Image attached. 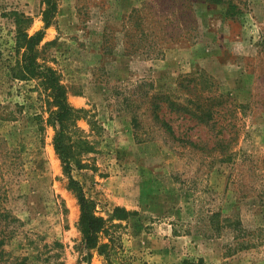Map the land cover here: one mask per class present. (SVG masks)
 <instances>
[{"label":"rangeland","instance_id":"1","mask_svg":"<svg viewBox=\"0 0 264 264\" xmlns=\"http://www.w3.org/2000/svg\"><path fill=\"white\" fill-rule=\"evenodd\" d=\"M56 3L0 0V264H106L54 99L13 68L21 13L81 109L71 174L113 263L264 264V0Z\"/></svg>","mask_w":264,"mask_h":264},{"label":"trees","instance_id":"2","mask_svg":"<svg viewBox=\"0 0 264 264\" xmlns=\"http://www.w3.org/2000/svg\"><path fill=\"white\" fill-rule=\"evenodd\" d=\"M215 1L220 2L222 0ZM45 2L47 7L44 14L49 25L55 16L57 3L56 0H45ZM21 15L23 21L21 25V21L18 20L19 28L15 39L16 51L21 56L16 67L14 66L13 68L14 70L19 68L15 71L19 78L36 79L38 80V85L50 91L54 103L57 106V109L53 111L52 115L55 123L59 124L54 138L55 148L65 165V169L70 178V184L78 192L81 203L80 226L83 239L88 248L96 249L100 255L104 256L106 264H114L110 252L111 244L115 237L114 232L111 230L113 224H110L109 220L104 216L96 213L95 201L85 195L79 181L71 174L73 165L72 149L76 143V139H73L72 135L76 128L74 122L81 117V109L75 108L70 104L66 88L61 83L59 72L42 55L40 44L44 38V32L39 30L34 34H30L28 30L31 22L30 18L24 15V13H21ZM151 31L153 32L154 30ZM120 210L126 212L125 209L116 207L114 214H117ZM105 239H108V241ZM89 257L90 254L86 256L87 259Z\"/></svg>","mask_w":264,"mask_h":264}]
</instances>
